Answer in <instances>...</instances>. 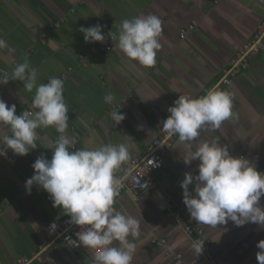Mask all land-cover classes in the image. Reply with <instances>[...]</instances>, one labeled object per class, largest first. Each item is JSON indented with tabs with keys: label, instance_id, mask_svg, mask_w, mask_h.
<instances>
[{
	"label": "crops",
	"instance_id": "1",
	"mask_svg": "<svg viewBox=\"0 0 264 264\" xmlns=\"http://www.w3.org/2000/svg\"><path fill=\"white\" fill-rule=\"evenodd\" d=\"M141 14L162 21V47L152 68L132 67L116 40L109 51H102L98 42L85 43L79 31L99 24L105 37L110 32L118 36L124 19ZM63 17L66 21L59 23ZM263 19L264 0H0V38L15 49L0 50V69L11 74L27 57L38 71V84L50 77L63 79L69 109L66 134L76 139V148L129 143L130 137V159L118 175L131 160L146 155L179 95L194 99L205 88L220 86L232 95L234 116L220 129L201 133L200 139L219 137L233 157L248 159L264 173V52L249 58L247 69L228 86L221 85L229 60ZM190 25L192 30L181 39V31ZM50 39L55 47L49 46ZM34 93L20 81L0 86V99L16 105V115L32 102ZM109 93L112 104L104 101ZM112 111L125 116L119 125L112 121ZM38 132V148L27 156L8 150L6 158L0 157V264H15L21 257L32 264H37L36 258L38 264H93L87 251H74L47 234L49 222L66 217L53 207L49 194L36 186L31 194L26 191V181L34 175L32 164L41 155L51 160L49 141L59 135L55 128ZM184 148L177 137L162 167L153 173L155 196L127 189L117 196L115 210L140 222L132 264H173L171 255H180L183 264H209L204 249L200 254L192 250L194 236L184 230L188 221L202 229V243L222 264H258L256 245L264 240V229L254 223L236 227L231 221L214 228L191 219L180 183L186 172L198 174L199 162L185 165ZM260 203L264 206V197ZM153 238L165 244L154 245Z\"/></svg>",
	"mask_w": 264,
	"mask_h": 264
},
{
	"label": "clouds",
	"instance_id": "2",
	"mask_svg": "<svg viewBox=\"0 0 264 264\" xmlns=\"http://www.w3.org/2000/svg\"><path fill=\"white\" fill-rule=\"evenodd\" d=\"M85 43H103L102 26L80 27ZM162 21L156 15L141 14L124 19L118 36L110 32L111 40L132 67L152 68L162 45ZM50 47L55 40H48ZM9 48L0 38V50ZM23 82L27 92L35 90L32 99L34 111L16 115V105L9 106L0 99V157H7L8 150L16 156H27L37 149L38 130L55 128L59 134L49 141L51 160L39 156L32 164L34 175L27 179L25 188L31 194L33 186L49 194L54 208L63 210L69 222L78 226L80 244L93 253V264H132L140 236L137 218L115 210V203L122 187L118 175L130 159L129 143L104 144L97 148H76V139L68 136V106L64 98V81L50 77L47 83H37L38 71L27 57L15 65L11 74L0 78V85ZM104 101L112 104L111 93ZM233 98L227 91L211 89L199 98L179 95L168 108L170 115L163 121V130L178 137L184 145L183 163L190 166L198 161V174L186 172L180 183L183 203L192 220L217 228L233 222L236 227L254 223L264 229V173L244 157H233L228 145H221L219 137L200 139L201 133L221 128L233 118ZM110 117L119 125L125 116L112 111ZM75 149V150H73ZM193 186L190 191L189 186ZM118 242V243H114ZM204 243H193L196 254L203 251ZM256 247L258 264H264V240Z\"/></svg>",
	"mask_w": 264,
	"mask_h": 264
},
{
	"label": "built area",
	"instance_id": "3",
	"mask_svg": "<svg viewBox=\"0 0 264 264\" xmlns=\"http://www.w3.org/2000/svg\"><path fill=\"white\" fill-rule=\"evenodd\" d=\"M74 11L75 10L73 8L70 9V13H73ZM64 21H66L65 17H63L59 21V23H62ZM56 25L57 24L53 26L57 27ZM192 28L193 25H190L186 29L181 31L180 38L183 39L185 35L190 30H192ZM113 42L114 40H111L109 36L106 37L103 43L98 42L100 50L109 51L113 46ZM260 52H264V19L257 25L251 39L247 43L242 45L229 60L228 68L225 72L226 75L225 77H223L221 85L228 86L231 83L232 77L247 69L248 59L256 56ZM70 70L71 69H69V71ZM4 74H8V71L5 69H0V78H2ZM211 89L220 90L221 87L218 86L215 88H205L195 98L206 95L207 92ZM23 111H34V109L32 108V102L29 103V105H27V107ZM23 111L20 114H22ZM176 139V136H169L165 130H162V132L158 134L148 145L146 149V155L131 160L123 174L119 175L120 177H122V187L119 189V194L123 190L127 189L136 194L149 192L152 196H155L158 190V185L156 180L153 178V173L158 171L162 167L163 157ZM182 211V208H179V213ZM69 220L70 218L66 216L58 220L49 222L46 225L47 234L52 239H55V241L58 240L74 251H87L93 258V253L85 249L79 242L77 233L80 231V228L70 223ZM184 230L188 235L194 236L195 243L203 242V231L201 228L188 221L185 225ZM152 244L162 246L165 244V241L163 239L153 238ZM203 249L204 257L209 264H222L218 255L209 245L203 244ZM171 258L173 264H183L180 255H171ZM35 262L37 264L40 263V258H36ZM15 264H32V262L29 258L21 257L17 259Z\"/></svg>",
	"mask_w": 264,
	"mask_h": 264
}]
</instances>
